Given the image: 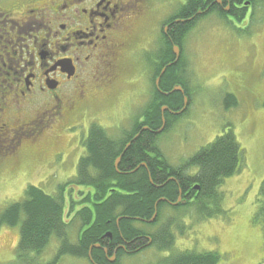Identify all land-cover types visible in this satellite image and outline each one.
Instances as JSON below:
<instances>
[{"label": "flooded vegetation", "instance_id": "obj_1", "mask_svg": "<svg viewBox=\"0 0 264 264\" xmlns=\"http://www.w3.org/2000/svg\"><path fill=\"white\" fill-rule=\"evenodd\" d=\"M174 1L181 6L189 0H0V164L6 161V165L17 166L21 162L20 152L24 153L26 145L40 140L38 136L42 133L41 136H47L55 132L61 136L55 147L59 172L67 162H72L68 166L73 169L69 173L65 169L62 174L75 177L76 165L86 155L87 146L90 147L82 142L85 137L83 135H87L90 126L98 123L99 111L116 98L122 83L124 84L125 74H131L130 70L140 63L138 55L141 52L145 55L144 69L149 73L151 71L152 76L154 66L161 61L164 47L160 53L159 50L163 39L171 44L172 49L174 45L178 46V58L173 64L180 61L181 68L177 74L184 82L180 83L183 91L178 92L182 94V100L184 96L188 100L187 80L184 78L188 62L182 53L184 41L176 43L177 37L171 36L176 33L175 24L189 21L204 12L211 13L214 8L224 10L227 19H241L247 17L250 7L255 4L251 0H195L197 8L193 11L187 8L183 15L174 16V11L159 14L158 3L174 4ZM151 19L158 21L162 31V36L150 37V43L153 40L159 41L155 50L144 44V41L149 42L144 40V27ZM151 83V91L146 92L148 98L139 109L153 95L152 80ZM167 92L163 91L164 94ZM162 105L166 106L165 109H162ZM162 105L161 114L164 111L177 114V109ZM86 109L96 113L87 121ZM75 114L79 119V125L76 126H85V132L78 136V130L71 134L68 132ZM123 128H120L119 133ZM157 128L152 127L151 131L157 134ZM146 129L150 127L142 124L133 135ZM64 137L69 138L64 140ZM47 142L55 144V141L49 139ZM126 143L118 147L116 158L119 159L115 167L119 173L127 175L130 170L119 165ZM129 144L130 142L126 147ZM145 154L153 161L157 180L166 177L165 181L180 182L174 200H190V192L196 184L191 186L189 182V176L195 170L186 167L188 157L170 159L166 156L167 163L160 162L152 144L145 150ZM2 178L5 177L0 173V179ZM114 189L115 187H109L108 193ZM174 200L164 201L166 205H171ZM71 215H75V210L69 214L68 219ZM120 217H115V230L118 234L109 228L101 236L99 248L105 259L102 264H129L126 261L128 255L150 246L153 238L162 243L166 225H172L167 218L159 226V217L155 216L152 221L155 227L142 221L144 228L136 226L128 235L119 228ZM76 237L75 232L71 242ZM87 256L93 264H99L89 256L88 250ZM64 257L73 259L77 256ZM83 258L89 260L87 257Z\"/></svg>", "mask_w": 264, "mask_h": 264}, {"label": "rangeland", "instance_id": "obj_2", "mask_svg": "<svg viewBox=\"0 0 264 264\" xmlns=\"http://www.w3.org/2000/svg\"><path fill=\"white\" fill-rule=\"evenodd\" d=\"M173 3H158L159 14L174 11L173 7L178 3ZM144 28V40H149L144 44L155 50L159 41L150 43V37L160 35L158 21L151 19ZM183 41L182 53L188 62L184 78L189 99L186 109L173 118L167 129L157 134L158 146L170 159H184L222 131L232 128L242 149V157L239 170L225 177L218 188L223 212L217 216L202 218L196 209L191 208L183 215L180 207L163 206L164 216L180 217L182 229L179 228L181 233L175 234L174 248L216 250L220 254L216 264H256L264 258L261 219L255 215L261 202L259 190L264 179V1L250 7L247 17L241 19H227L214 13L201 16ZM138 61L140 63L130 70L131 74H125L116 98L99 111L98 123L110 136L117 137L120 128L130 126L132 116L141 110L139 108L148 98L146 92L151 91V71L144 69V52L138 55ZM227 93L236 97V105L225 106ZM85 111V121L96 114L90 109ZM72 120L74 122L70 123L68 130L71 133L78 130L77 136L84 133L85 126H76L79 125L77 114ZM41 135L43 133L38 136L40 140L25 146L24 153L20 152L21 162L17 166L6 165V161L0 164V173L11 177L0 180V212L10 202L23 197L27 183L63 197L64 210L69 203V194L74 200L80 199L81 190L74 194L77 185L66 182L71 176L62 174L65 169L67 173L73 169L68 166L72 162H67L59 172L54 146L47 142L48 137L57 146L61 136L55 132ZM164 218L157 224L165 222ZM70 219L69 238L73 241L79 221L76 217ZM18 238L19 224H0V264H16L14 248ZM53 244L52 237L39 261L48 260L54 254ZM168 253L151 245L139 254L130 255L128 262L153 264ZM58 264L90 262L83 257H63Z\"/></svg>", "mask_w": 264, "mask_h": 264}, {"label": "trees", "instance_id": "obj_3", "mask_svg": "<svg viewBox=\"0 0 264 264\" xmlns=\"http://www.w3.org/2000/svg\"><path fill=\"white\" fill-rule=\"evenodd\" d=\"M262 1L264 0H251L255 5H260ZM188 3L176 7L174 16L183 15L187 8L193 11L198 6L195 0H189ZM210 12L224 18L226 15V12L219 8H214ZM207 14L209 13L204 12L189 21L175 24L174 31L176 33L174 32L175 35L171 36L177 37L176 43L181 44L184 35L195 21ZM160 36H162L161 30ZM165 39L167 40V38ZM160 47L159 53L164 47L160 56L161 61L156 63L151 76L153 95L135 115L129 128H123V131L120 132L122 138L120 135L110 136L101 124L94 123L82 140L85 145L89 144L90 147L87 146L86 155L76 165V176L66 181L67 184L71 181L89 188L80 193L82 195L80 201L83 205L75 211V217L79 221L75 241L71 242L69 235L67 236L70 223L64 217L63 197L47 193L35 184L27 183L23 189V197L10 202L0 212V224L9 226L19 224V238L14 248L16 264H58L63 255L89 259L87 256L89 245L96 242L101 243V236L105 230L112 228L115 234H118V231L115 230L116 216H121L119 220L121 231L129 235L136 226L144 228L145 225L142 224V221L150 218L153 214L154 204L159 198L164 197L168 200L176 198L180 182L165 181L166 177L157 180L153 161H150L145 154V150L149 149V145L152 144L160 162L167 163L166 156L156 143L158 133L154 134L151 130H153L152 127H159L162 123V104L168 105L171 109H179L183 104L182 94L178 91H170L174 83L184 84L182 77L177 74L178 69L181 68L180 61L177 64H168L174 58L172 46L168 41L161 40ZM164 66L166 68L160 75L158 86H154V79L160 73L161 67ZM163 91L168 92L164 94ZM224 102L225 106L229 107L236 105L237 99L232 93H227ZM262 104L264 106V99ZM182 112L174 114L164 111L166 122L162 130L167 129L173 118ZM142 124L148 125L150 129L141 131L134 139H129ZM128 141L130 144L123 151L119 164L130 170L126 175L117 171L114 162L119 151L118 147ZM241 157L242 149L232 128L222 131L213 140L200 146L186 159V167L195 168V171L189 176V182L191 186L197 184L198 188L191 190L190 200L172 207H192L202 218H211L223 212L220 207L221 191L218 188L225 177L233 175L239 170ZM109 187H115L113 192L108 193ZM259 192L261 202L255 215L261 219L264 249V179ZM166 204L164 200H158L156 217L161 216L160 213ZM74 205L75 202L71 201V204L68 205L69 210L73 209ZM136 221L140 224L135 223ZM146 224L152 225L153 222ZM52 237L59 241L55 253L48 260L39 261V256L44 252ZM173 238L174 233L167 224L161 239L163 242L158 243L153 238L151 245H156L158 249H170L169 247L174 242ZM91 256L96 263L105 262L103 251L99 247H92ZM219 258L220 254L213 249L200 251L185 249L172 251L169 255L156 260V263H149L216 264ZM90 264L93 263L90 261ZM256 264H264V258Z\"/></svg>", "mask_w": 264, "mask_h": 264}, {"label": "water", "instance_id": "obj_4", "mask_svg": "<svg viewBox=\"0 0 264 264\" xmlns=\"http://www.w3.org/2000/svg\"><path fill=\"white\" fill-rule=\"evenodd\" d=\"M173 53L175 54V58H174L171 62H169L168 64L175 63L176 60H177V58H178V46H177V45H174V46H173ZM165 68H166V66H164V67L161 69L159 75L156 77V79H155V83H156V85H158V81H159L160 75L163 73V71L165 70ZM175 90L182 91L183 89H182V87H181V85H180L179 83H175L170 91H175ZM185 105H186V98L184 97V101H183V105H182V107H181L179 110L175 111V112L177 113V112L182 111V110L185 108ZM165 107H166L165 105L162 106V109L165 108ZM163 124H164V118H163V116H162V125H161L160 128H158L156 131H160L161 128L163 127ZM142 128H145V126H143ZM136 135H137V133L135 134V136H136ZM135 136H134V137H135ZM128 143H129V142H128ZM128 143H127V144H128ZM127 144H126V146H127ZM126 146H125V148H126ZM125 148H124V149H125ZM118 159H119V157H117V158L115 159V163H114L115 165H116V163L118 162ZM196 186H197V185H196ZM159 199H164V197H161V198H159ZM159 199H158V200H159ZM158 200H157V201L155 202V204H154L155 211L153 212L152 216L148 219L149 221H152L153 218H154L155 215H156V204H157ZM177 201H178V200H177ZM177 201H174L173 203H177ZM182 201H183V200H182ZM91 246H99V244H98V243H95V244H92ZM91 246H90V247H91ZM89 254H90V251H89Z\"/></svg>", "mask_w": 264, "mask_h": 264}, {"label": "bare ground", "instance_id": "obj_5", "mask_svg": "<svg viewBox=\"0 0 264 264\" xmlns=\"http://www.w3.org/2000/svg\"><path fill=\"white\" fill-rule=\"evenodd\" d=\"M102 235H104V233L102 234ZM96 243H98V242H96ZM93 244H95V243H93ZM99 244V246H100V243H98ZM92 245V244H91ZM91 245H89V248H92L93 246H91ZM91 246V247H90ZM99 246H96V247H99Z\"/></svg>", "mask_w": 264, "mask_h": 264}]
</instances>
